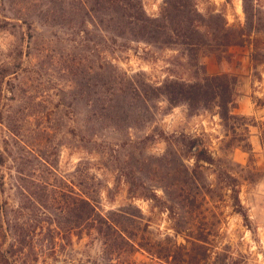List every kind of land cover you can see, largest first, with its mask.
I'll list each match as a JSON object with an SVG mask.
<instances>
[{"label":"rangeland","instance_id":"rangeland-1","mask_svg":"<svg viewBox=\"0 0 264 264\" xmlns=\"http://www.w3.org/2000/svg\"><path fill=\"white\" fill-rule=\"evenodd\" d=\"M222 75L228 111L171 88ZM101 219L125 234L84 230ZM188 242L264 264V0H0V264Z\"/></svg>","mask_w":264,"mask_h":264},{"label":"trees","instance_id":"trees-1","mask_svg":"<svg viewBox=\"0 0 264 264\" xmlns=\"http://www.w3.org/2000/svg\"><path fill=\"white\" fill-rule=\"evenodd\" d=\"M107 2H112L116 5L123 4V0H105ZM141 22H144L148 24L149 26H152L154 22L157 20H154L152 18H146L143 19L138 18ZM196 29H199V26L195 27ZM155 30V29H154ZM152 34L158 33L156 30L155 32H151ZM251 33V32H250ZM235 39H240V37H236L233 40H231L228 44L229 47L238 45ZM242 39V38H241ZM239 41V40H238ZM176 86V87H174ZM171 88L174 92L177 93L180 97H182L183 101L187 102L190 107L195 108L196 104H199V102L203 101H215L217 99H221V103L219 105V108L223 109L224 111H228L231 105L234 106V98H233V82L230 76L228 75H222V76H213V77H207L203 83H195L192 85H181V84H174L171 85ZM196 158L199 161H203L208 164H213V159L211 155H208V153L205 150H201L196 154ZM233 180V178L231 177ZM234 181V180H233ZM236 188H233L232 191L237 192L234 190ZM236 204L235 207L238 206L240 208L239 213L242 214L244 220L246 222L249 221L248 216L242 212L241 204L239 201V198L236 197ZM81 209L80 212L83 216H86V221H88L95 212V209L91 206V204L87 200L81 201ZM111 222V224H110ZM97 230L100 234H119L123 235L125 234V230H122V232H119L120 229H123V226H121L120 221L115 219H108V220H100L97 223L93 225H89L88 222L85 223L84 230ZM190 243L189 246L187 245H178L175 244L174 246L168 247L166 250H158L156 249L153 251V246H150L148 244H138L140 249H143L145 252L150 254L152 257H155L159 260L160 264H235L233 262V258L229 256L228 254L224 253H217L212 252H201L200 250L203 249L202 244L196 243V242H188ZM134 246V245H133ZM160 247V245L158 246Z\"/></svg>","mask_w":264,"mask_h":264}]
</instances>
